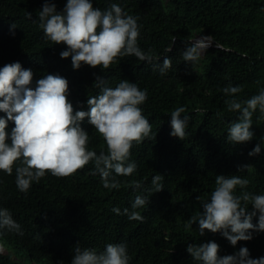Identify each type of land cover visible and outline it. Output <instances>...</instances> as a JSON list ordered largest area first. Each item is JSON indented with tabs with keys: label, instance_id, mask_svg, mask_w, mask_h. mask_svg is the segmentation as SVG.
I'll return each mask as SVG.
<instances>
[{
	"label": "trees",
	"instance_id": "1",
	"mask_svg": "<svg viewBox=\"0 0 264 264\" xmlns=\"http://www.w3.org/2000/svg\"><path fill=\"white\" fill-rule=\"evenodd\" d=\"M45 2L0 0V68L19 62L32 71L33 88L48 74L65 78L74 111H87L88 98L100 94L98 77L101 87L115 88L125 79L136 83L147 90L140 107L152 137L133 144L129 162L137 169L131 176L113 172L119 189L105 188L100 175L92 174V162L66 178L47 174L33 182L27 194L15 183L20 161L12 175L0 170V208L10 211L23 231L21 236L0 230V244L8 250L0 252V264H71L77 246L100 253L109 243L127 246L129 264H199L187 246L209 241L219 244L221 257L241 247L248 248L251 258L264 257V232L253 231L251 240L232 246L220 232L205 230L201 236L198 221L190 224V218L203 211L196 197L210 198L217 175L250 181L246 189L237 186L235 195L264 194V114L257 109L252 115L251 141L228 142V128L239 113L227 110L224 101L229 97L222 92L228 85L240 86L235 98L243 100L264 88V0H92L101 10L117 3L138 17V46L146 53L151 49L153 57L151 63L134 56L117 58L106 70L83 62L74 69L71 57L61 58L67 46L52 44L39 27L38 12ZM47 2L61 12L67 0ZM197 35L210 36L213 45L194 64L184 62L182 54ZM165 57L171 67L161 75ZM179 107L186 109L181 118L190 117L183 140L170 135L171 112ZM0 117L7 115L0 111ZM14 126L8 121L6 131L10 134ZM81 127L88 132V149L106 152L87 118ZM258 143L260 154L249 156ZM154 175H162L163 189L152 193ZM133 180L141 182L139 189L131 186ZM138 195L149 197L148 204L136 209L144 219L129 220L123 210L132 211ZM113 207L121 214L112 212ZM257 222L258 214L252 220Z\"/></svg>",
	"mask_w": 264,
	"mask_h": 264
},
{
	"label": "clouds",
	"instance_id": "2",
	"mask_svg": "<svg viewBox=\"0 0 264 264\" xmlns=\"http://www.w3.org/2000/svg\"><path fill=\"white\" fill-rule=\"evenodd\" d=\"M26 16L31 19V13L27 12ZM138 19L125 13L117 3L101 10L93 6L92 0H67L61 12L57 11L55 3L46 0L38 12L39 27L45 38L52 44L67 46L60 56L71 57L74 69H79L83 62L106 70L117 58L127 56L151 63V49L146 53L138 46ZM202 38L195 42V38L192 39L191 46L182 54L184 62L194 64L200 52L212 45L210 36V40ZM170 67L171 61L165 57L159 66L161 75ZM32 78V71L23 69L19 62L0 68V111L7 115L6 119L0 117V170L12 175L16 162L20 161L15 167V183L20 192L27 194L32 183H39L47 174L66 178L92 162V174L100 175L103 186L119 189L120 181L113 177V172L116 176H131L137 169L135 162H129L133 144L152 137L151 124L140 107L148 98L147 90L139 89L136 83L126 79L115 88L101 87L103 81L98 77L96 86L101 88L100 94L88 98L87 111H74L67 98L68 81L65 78L48 74L36 81L35 88L31 87ZM241 91L240 86L232 85L222 89L229 97L224 101L227 110L239 113L227 131L226 139L233 144L251 141L254 136L252 115L257 109L264 114V88L251 98H235ZM185 112L184 107L176 108L171 112L170 121V135L182 140L190 119L188 115L181 118ZM85 118L104 140L106 152L88 149V132L81 127ZM8 121L15 125L10 134L6 131ZM260 152L261 144L258 143L248 155L255 156ZM162 179V175L152 177V193L163 189ZM249 183L248 179L239 176L217 175L210 198L196 197L203 211L199 216L191 217L190 224L198 221L201 236L205 230L220 232L232 246L238 241L251 240L253 231L264 232V194L248 191L234 194L237 186L246 189ZM130 184L134 189L141 187L140 181L133 180ZM148 203V196L138 195L131 204L132 211L125 208L123 214L129 220L143 221L144 217L136 209ZM111 211L121 214L118 207ZM257 214L258 222L253 224V217ZM0 230L23 235L20 224L7 208H0ZM219 249L218 243L209 241L200 245L189 244L186 251L199 264H264V257L251 258L247 247L222 257L218 254ZM7 253L6 249L4 254ZM129 260L125 244L109 243L100 253L77 246L71 264H129Z\"/></svg>",
	"mask_w": 264,
	"mask_h": 264
},
{
	"label": "built area",
	"instance_id": "3",
	"mask_svg": "<svg viewBox=\"0 0 264 264\" xmlns=\"http://www.w3.org/2000/svg\"><path fill=\"white\" fill-rule=\"evenodd\" d=\"M205 37H207V39H209L208 36H204V38H205ZM199 39H203L202 36H196V38L194 39V42H195L196 40H199ZM209 40H210V39H209ZM211 41H212V40H211ZM212 45H213V42H212ZM212 45H211V46H212ZM211 46H210V47H211ZM210 47H208V48H210Z\"/></svg>",
	"mask_w": 264,
	"mask_h": 264
},
{
	"label": "rangeland",
	"instance_id": "4",
	"mask_svg": "<svg viewBox=\"0 0 264 264\" xmlns=\"http://www.w3.org/2000/svg\"><path fill=\"white\" fill-rule=\"evenodd\" d=\"M199 36V35H198ZM201 53H203V50L200 52V54ZM0 251H2L3 253H6V249L5 248H3L2 246H1V244H0Z\"/></svg>",
	"mask_w": 264,
	"mask_h": 264
}]
</instances>
